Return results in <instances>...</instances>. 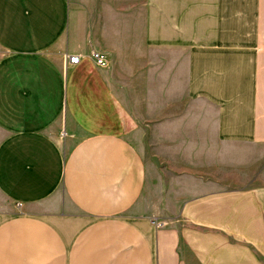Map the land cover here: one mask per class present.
<instances>
[{
    "label": "crops",
    "instance_id": "1",
    "mask_svg": "<svg viewBox=\"0 0 264 264\" xmlns=\"http://www.w3.org/2000/svg\"><path fill=\"white\" fill-rule=\"evenodd\" d=\"M0 264H264V0H0Z\"/></svg>",
    "mask_w": 264,
    "mask_h": 264
},
{
    "label": "built area",
    "instance_id": "2",
    "mask_svg": "<svg viewBox=\"0 0 264 264\" xmlns=\"http://www.w3.org/2000/svg\"><path fill=\"white\" fill-rule=\"evenodd\" d=\"M92 57L94 59L96 66H98L100 68H104L107 66L108 62H107L106 58H104L100 54L93 53ZM66 60H67V63L70 65H77L80 62V56H66ZM17 208L20 209L21 204H17Z\"/></svg>",
    "mask_w": 264,
    "mask_h": 264
}]
</instances>
